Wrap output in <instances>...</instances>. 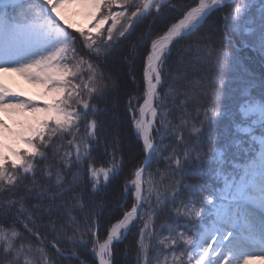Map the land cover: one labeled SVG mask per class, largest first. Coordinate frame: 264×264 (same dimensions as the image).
Returning a JSON list of instances; mask_svg holds the SVG:
<instances>
[{
  "label": "snow or ice",
  "instance_id": "obj_1",
  "mask_svg": "<svg viewBox=\"0 0 264 264\" xmlns=\"http://www.w3.org/2000/svg\"><path fill=\"white\" fill-rule=\"evenodd\" d=\"M73 2L0 0V78L16 73L42 90V102L21 99L0 79V112L31 114L15 134L28 150L9 149L11 160L0 151V193L10 194L0 201V264H49L41 239L49 232L60 256L66 240L72 257L90 248L95 264H115L116 245L137 225L135 264H264V72L257 77L249 66L264 65V0H230L216 29L210 18L229 0H87L95 36L61 26ZM165 13L163 27H150L126 57L142 63L143 91L128 94L127 113L144 159L125 182L124 211L101 239L94 197L121 168L107 137L111 161L98 166L93 156L105 111L98 104L120 88L104 69L121 38ZM181 43L175 76L169 60ZM233 78L242 94L235 111L221 99ZM224 121L230 139L221 144L214 132ZM161 162L157 181L148 169ZM192 175L196 183L187 182ZM161 215L167 221L157 229ZM17 224L40 246L25 242Z\"/></svg>",
  "mask_w": 264,
  "mask_h": 264
},
{
  "label": "trees",
  "instance_id": "obj_2",
  "mask_svg": "<svg viewBox=\"0 0 264 264\" xmlns=\"http://www.w3.org/2000/svg\"><path fill=\"white\" fill-rule=\"evenodd\" d=\"M188 2V0H174V3ZM234 7L230 2L228 6L221 11L213 13L210 18V24L212 29L218 28V26L223 25V17ZM113 11L118 9L113 8ZM169 14L156 17L155 20L153 17H148L140 22L134 31H132L130 36H127V39H122V43L119 44L116 52L114 53L111 60L108 62L109 66L104 69L105 74L111 73L114 78L118 80L120 85L119 90L109 89L106 100L101 101L98 104L100 109L105 111L99 117L103 127L102 135L100 138V145L93 153V156L96 158L97 165H106L111 161V157L106 155V148L104 144V138H108V149L110 151L111 147L115 146L118 149L117 152V161L120 163V174L116 176L108 187L101 192L99 196L94 197L95 204L97 206L96 215L100 218V229L99 236L103 239L106 235V230L109 225V222L115 220L119 217L124 208L120 207L121 197L124 196V185L126 180L131 176L133 170L141 164L143 161V153L140 142L137 140L134 131L130 125V117L127 113V98L128 94L131 93L134 89H139V92L143 91V77H142V63L139 59L136 60L135 64H131L127 56L132 52L133 45L136 44L142 34H144L150 27L153 31L159 30L163 27V22L168 18ZM95 20L92 25L84 32H91L93 36L96 35L93 29ZM111 24V21H108L104 28H107ZM65 28L74 35H78V31H72L69 27L65 25ZM202 31L208 32L209 27L206 25L205 29ZM220 32L214 34V39H219ZM184 47V43L177 45V50H174L172 57L169 60V65H172L170 72L175 75H181L182 69L180 68V57L177 55V51ZM142 51V49H141ZM82 53L86 55V51L82 50ZM251 55V54H250ZM250 70L256 74L257 77L264 72V65H261L259 60H254L250 62ZM133 76L135 79H133ZM166 89H162V92ZM241 92L238 87L237 79L233 78L231 82L226 83L223 89L222 103L231 108L233 111L236 110L238 102L241 98ZM193 115H195V110L190 109ZM219 133L220 143H225L230 139L229 129L227 127V121L221 123L218 128L215 130L214 135ZM116 137L115 143L113 144V138ZM187 138V133H185ZM64 143L67 147L66 141ZM43 167V166H41ZM165 164L161 162L159 165L153 163L148 169L149 172L155 173V180H161V172L165 170ZM157 169H160V172H157ZM147 175V173L145 174ZM198 177L192 175L188 178V183H196ZM165 184L168 181L165 179L163 181ZM10 194L0 193V201H3L6 196ZM133 198L129 195L127 197V202L125 207H130L132 204ZM102 205V208L99 206ZM167 221L166 215H161L159 219L155 220V225L157 229L160 228L162 224ZM47 222H45L46 224ZM16 227L21 232L22 237L25 242L31 241L33 247H39L40 245L36 242L35 236H30L27 231L24 229L22 224H17ZM41 229H44V225H40ZM140 231V226L137 225L133 227L127 238L124 239L121 243L116 245L114 260L115 264H135L136 253H137V239ZM55 234L48 233L47 239L43 236L41 239L44 240L45 248L44 252L46 257L49 260V264H79L80 260H85L86 264H95V261L92 258L91 250L81 249L76 257L71 255V246L67 243L66 240H61L58 247L63 252V256L57 254L56 249L51 247L53 243V236ZM39 258V257H38ZM43 264V260H41Z\"/></svg>",
  "mask_w": 264,
  "mask_h": 264
},
{
  "label": "rangeland",
  "instance_id": "obj_3",
  "mask_svg": "<svg viewBox=\"0 0 264 264\" xmlns=\"http://www.w3.org/2000/svg\"><path fill=\"white\" fill-rule=\"evenodd\" d=\"M94 13V8L92 5L87 2V0H74L73 3L65 5L62 9V15L64 17V22L61 23L62 27H69L72 31L77 32L87 30L90 25L93 24L94 20L92 19V15ZM59 22V21H58ZM8 88L12 90V92L18 93V89L16 86H13L11 84L6 85ZM22 91H23V97H20L21 99L25 98H31L34 102H42L40 100L41 97V92L42 90L35 84L32 83H23L20 85ZM5 112V111H4ZM4 112H0V120H3L4 124L7 125L8 128V120L7 117L5 116ZM18 115L20 113H17ZM31 118L30 113H23L22 118ZM12 131H10L15 139H16V144L13 146L7 145L1 138H0V151L3 152L4 155L8 156L9 160L13 159L11 156L9 149L19 151V152H24L28 150V146L22 143L19 139L16 137V133H19L18 131L10 128ZM259 264V262H257Z\"/></svg>",
  "mask_w": 264,
  "mask_h": 264
},
{
  "label": "bare ground",
  "instance_id": "obj_4",
  "mask_svg": "<svg viewBox=\"0 0 264 264\" xmlns=\"http://www.w3.org/2000/svg\"><path fill=\"white\" fill-rule=\"evenodd\" d=\"M0 79H2V81L5 85L11 84L13 86H16L18 89V93L20 94V97L24 98V96H23L24 93H23L22 89L20 88L21 84L28 82L24 77H22L16 73H6ZM4 113H5V116L7 117L9 127L18 131V132L21 131V128H20L21 123L31 120V118H29V117L22 118L23 114L18 115L17 113H11L9 111H5ZM10 128L7 127L6 129L0 130V138L7 145L13 146L14 144H16V139H15L14 135L10 132V131H12Z\"/></svg>",
  "mask_w": 264,
  "mask_h": 264
},
{
  "label": "water",
  "instance_id": "obj_5",
  "mask_svg": "<svg viewBox=\"0 0 264 264\" xmlns=\"http://www.w3.org/2000/svg\"><path fill=\"white\" fill-rule=\"evenodd\" d=\"M229 2H230V0H229Z\"/></svg>",
  "mask_w": 264,
  "mask_h": 264
}]
</instances>
